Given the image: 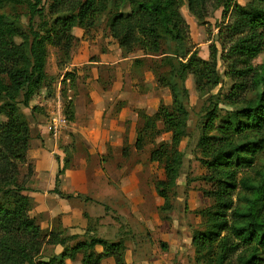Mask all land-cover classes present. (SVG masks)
I'll use <instances>...</instances> for the list:
<instances>
[{
    "label": "trees",
    "instance_id": "obj_1",
    "mask_svg": "<svg viewBox=\"0 0 264 264\" xmlns=\"http://www.w3.org/2000/svg\"><path fill=\"white\" fill-rule=\"evenodd\" d=\"M17 6L25 11V25L10 11ZM183 6L199 25H207L209 14L221 13L218 47L211 43L206 60L188 43ZM102 21L122 55L140 53L135 65L151 71L171 97V104L161 103L154 115H140L142 126L135 142L141 150L161 133L171 134L149 155L165 170V179L154 183L164 200L160 211L168 207L169 191L177 188L183 166L179 145L187 135L188 77L198 100H203L196 149L205 170L201 179L209 185L203 195L211 205L200 211V225L193 233L202 247L194 263L264 264V57L258 75L252 65L264 54L260 35L264 0H248L244 5L236 0H0V264H65L78 255L81 264H100L108 257L124 264V247L118 243L87 233L79 240L65 235L64 229L45 234L28 216L32 201L26 195L33 175L27 160L31 132L21 108H28L49 80L47 47L59 50L57 67L62 69L70 62L72 29L90 32ZM223 78L232 82L226 97L213 93ZM75 79L70 72L61 79L68 121L73 119ZM21 168L26 170L22 177ZM43 245L63 249L46 257L41 255ZM96 246L102 251L97 252Z\"/></svg>",
    "mask_w": 264,
    "mask_h": 264
},
{
    "label": "crops",
    "instance_id": "obj_2",
    "mask_svg": "<svg viewBox=\"0 0 264 264\" xmlns=\"http://www.w3.org/2000/svg\"><path fill=\"white\" fill-rule=\"evenodd\" d=\"M181 14L187 23L195 20L188 11L187 16ZM90 34L79 27L72 29L75 42L70 62L62 70L56 67L54 73L45 70L53 77L59 73L58 80L47 82L30 100L34 111L27 160L33 175L26 192L32 201L28 216L47 232L54 230V223L68 236L96 232L98 238L124 247V264H194L192 255L201 245L194 240L193 232L200 219L185 217L181 221L173 212L169 221L163 220L160 207L164 200L151 185L150 168L162 166L155 180L160 181L165 179L164 166L151 161L149 152L144 160L127 159L145 147H135L142 126L140 115H154L161 103L171 104V97L166 96V88L156 83L151 71L135 65L138 56L124 57L108 34ZM65 72L76 76L71 90L72 121L63 111L61 79ZM55 114L67 120L57 138L49 131V120ZM170 137V133L163 132L154 141L168 142ZM149 197L153 198V209ZM112 213L123 217L119 220L124 221L125 228L114 220H101ZM96 220L98 225L93 227ZM62 249L51 246L53 254ZM95 250L101 252L102 247L96 246ZM80 259L78 255L75 261L66 260L65 264H81ZM100 264L115 261L108 257Z\"/></svg>",
    "mask_w": 264,
    "mask_h": 264
},
{
    "label": "rangeland",
    "instance_id": "obj_3",
    "mask_svg": "<svg viewBox=\"0 0 264 264\" xmlns=\"http://www.w3.org/2000/svg\"><path fill=\"white\" fill-rule=\"evenodd\" d=\"M236 1L240 5H244V4H246V2L248 0H236ZM10 11H11V13L15 12L18 16L21 17V21H22L23 25L26 24V17L24 15L25 11H24L23 7L17 6L16 8L11 9ZM180 11H181V13L184 14V16H187L188 10H187L186 6L181 7ZM206 20H207L206 21L207 25H199L196 20H194L193 22L188 20L190 22L189 23L186 22L187 40L191 46V50L197 49L198 56L202 59H204L202 57L203 55H207V56L209 55V46L211 45V43H216V45L218 47L217 38H218V31H219L218 29L219 28L217 27V25L222 23L220 11H216L214 14H212V13L209 14V16L207 17ZM225 22H227V21H225ZM89 33H91V34L94 33L92 35L90 34L91 36L95 35V33L106 34V28L103 24V21L101 22V25H99L97 28H91ZM260 35L264 39V29H262L260 31ZM47 50H48V56L46 59L45 70H47L48 72L51 71L52 73H54V71H56L58 59L61 58V54L57 48H54L51 46H48ZM134 55H140V53L137 52V53L133 54V56ZM263 57H264V54H261L252 62V65L254 68V73L257 75L259 73H261V71H263V69H262ZM151 60L152 59H148L147 65H151ZM58 69L62 70L60 68H58ZM218 70H219L220 74L223 75L224 67H223L221 62H218ZM58 75H60V74L57 73L54 77L48 75V79L52 78V79H49L48 82L52 83L55 79L58 80V78H57ZM231 84H232V82L229 79L223 78L222 84L220 86H218L213 91V93L215 94V93L219 92L221 95L226 97V94H227ZM186 86H187L188 91H189V99L190 100H189V105H188L189 119H188V123H187V135L185 137H183V139H182L183 144H182V147L180 148V151L183 153V158H184L183 159V166L181 168L180 177L177 181V183L179 182V185L177 186V188L169 191L168 207L165 210L160 211V214H161V217L163 218V220L169 219V215H171L173 212L175 215L177 214V217H180L181 221H185V217L189 218L190 220H193L194 218H198V220H199L201 217L200 211L204 208H207L209 205H211V201L203 195V191L207 190L209 188V185L204 183L201 179L202 175L205 173V170L199 163L200 154H199L198 150L196 149V141H197L198 134H199V127H200V124L203 120V115H204L203 106H202L203 100H200V101L198 100V96L194 90V86H193L191 77H188V79L186 81ZM166 91H167L166 96L170 97V94L168 93L167 89H166ZM220 107L223 108L222 103L220 104ZM21 109H22V112L25 114V116H26V118L30 124L32 122L31 121V115L33 114L34 108L30 109V106H29L28 108L22 107ZM2 120H4V119L2 118ZM159 139H161V138H159ZM156 144H157L156 141L147 142L144 145L145 147H144V150L142 152L138 151L137 153H132L130 156L127 157V159H130L132 161L146 159L147 153L148 152L150 153V151L154 147H156ZM123 156H125V155H123ZM159 169H162V166L161 165L157 166V164H155L154 167L150 168L151 185L153 184V186H154V183L156 182L155 181L156 178L159 177ZM25 172H26L25 168H23V169L21 168V176L20 177H22V175H24ZM148 202H149V207L153 209V207L155 206L153 198L149 197ZM121 218H123V217L116 215L115 213H112V214H105V216L103 218H101V220H104L106 222H110V221L114 220V222L116 224H118V225L120 224L125 228L124 221L119 220ZM98 219H100V218H97V220ZM97 220L95 221L93 227L98 225ZM167 221H169V220H167ZM91 223H92V221H91ZM131 223L134 226V230H135V225H134L133 221H131ZM114 224H112V225H114ZM126 226L130 227L129 223H126ZM54 227H55L54 228L55 231L61 230L60 226L57 223H54ZM116 230L118 231V229H116ZM44 233L48 234V232L46 230H44ZM95 233L96 232L92 231L91 235H93V237H97V235ZM114 233L115 232H113L112 236H114ZM157 234L158 233H156V235ZM63 237H65V236H63ZM78 237H79V240L84 238V236H78ZM106 241H108V240H106ZM195 250L196 251H194V255L190 254L193 256V258H192V260H194L193 263L195 262V256H196L195 254L197 253V251L202 252V247H201V249H195ZM51 253H52L51 247L49 248L48 246L43 245L41 255L47 257V256H50ZM192 256H190V258Z\"/></svg>",
    "mask_w": 264,
    "mask_h": 264
},
{
    "label": "built area",
    "instance_id": "obj_4",
    "mask_svg": "<svg viewBox=\"0 0 264 264\" xmlns=\"http://www.w3.org/2000/svg\"><path fill=\"white\" fill-rule=\"evenodd\" d=\"M66 124L67 120L63 116L58 114L52 116L49 120V131L51 136L55 138L59 137L62 134Z\"/></svg>",
    "mask_w": 264,
    "mask_h": 264
}]
</instances>
